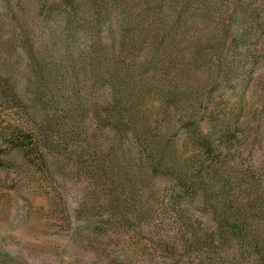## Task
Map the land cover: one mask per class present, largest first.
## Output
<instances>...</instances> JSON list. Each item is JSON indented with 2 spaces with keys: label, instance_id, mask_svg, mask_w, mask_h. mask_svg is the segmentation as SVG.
Wrapping results in <instances>:
<instances>
[{
  "label": "rangeland",
  "instance_id": "obj_1",
  "mask_svg": "<svg viewBox=\"0 0 264 264\" xmlns=\"http://www.w3.org/2000/svg\"><path fill=\"white\" fill-rule=\"evenodd\" d=\"M64 1L85 0H0V74L18 87L34 89L27 75L66 32ZM169 1L158 14L170 19L180 9L183 29L172 57L146 62L140 79L148 83L137 87L160 95L168 79L182 77L189 90L168 110L153 100L139 114L163 125L173 156L186 147L192 121L204 129L227 123L228 149L195 184L205 192L178 197L170 177L145 172L134 141L115 142L98 127L80 137L97 154L79 162L49 151L45 166L8 150L0 165V264H264L256 260L264 246V0ZM185 9L204 13L202 21ZM200 47L206 57L195 54ZM81 81L91 98L103 90ZM19 112L0 107L6 121ZM224 216L238 217L234 230L221 227Z\"/></svg>",
  "mask_w": 264,
  "mask_h": 264
},
{
  "label": "trees",
  "instance_id": "obj_2",
  "mask_svg": "<svg viewBox=\"0 0 264 264\" xmlns=\"http://www.w3.org/2000/svg\"><path fill=\"white\" fill-rule=\"evenodd\" d=\"M168 1H64L66 32L53 37L51 48L45 51V64L27 75L34 89L18 87L0 74V107H17L20 111L14 122L0 116V165L3 164L1 154L11 149L45 166L49 151L59 155L66 151L75 162H79L78 156L86 160L94 156L97 145L80 137L98 127L115 142L134 141L141 161L149 167L145 172L170 177L177 185L178 197L184 195L183 190L191 188L203 194L205 187L197 188L195 184L202 181L209 164L220 160L228 149L224 138L227 123L220 121L204 129L202 121H192L188 125L186 147L173 156L172 145L163 137V125L158 122L153 125L145 115L139 114L153 100L168 110L172 103L184 99L189 90L182 77L168 79L169 84L157 89L160 95L137 87L148 83L140 79L146 74L142 70L145 63L158 62L161 56H167L171 52L169 47L178 41L177 36L183 29L185 20L178 19L183 14L178 16L180 9L175 15L170 14V19L160 14ZM184 11L186 17L193 15L198 22L203 19L204 13L194 9L192 13ZM208 53L205 47L195 51L196 55L205 57ZM107 57L108 66L104 62ZM98 67L101 69L95 73ZM162 72L165 76L166 70ZM83 77L87 83L91 81L103 90L91 98L81 81ZM105 94L104 101L100 100ZM161 119L167 121L164 117ZM172 136L175 137V131ZM219 218V222L224 220L221 227L228 231L234 230L232 225L237 226L239 221L238 217ZM248 246L251 251L257 248L252 241ZM256 254V260L264 259V246Z\"/></svg>",
  "mask_w": 264,
  "mask_h": 264
}]
</instances>
